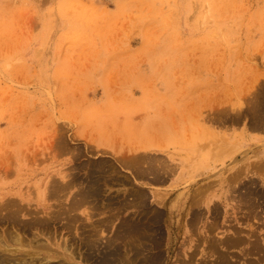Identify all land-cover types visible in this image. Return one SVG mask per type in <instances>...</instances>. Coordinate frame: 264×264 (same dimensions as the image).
Wrapping results in <instances>:
<instances>
[{
    "label": "rangeland",
    "instance_id": "374dc122",
    "mask_svg": "<svg viewBox=\"0 0 264 264\" xmlns=\"http://www.w3.org/2000/svg\"><path fill=\"white\" fill-rule=\"evenodd\" d=\"M263 159L264 0H0V259L95 264L154 210L157 264H211L234 228L264 245Z\"/></svg>",
    "mask_w": 264,
    "mask_h": 264
},
{
    "label": "bare ground",
    "instance_id": "6f19581e",
    "mask_svg": "<svg viewBox=\"0 0 264 264\" xmlns=\"http://www.w3.org/2000/svg\"><path fill=\"white\" fill-rule=\"evenodd\" d=\"M244 134V133H243ZM230 147V149H232V148H236V146H237V144H235V143H233V142H231V145H229ZM135 146L133 145V146H122L121 147V152H120V155H122L123 157H125V158H132V156H133V160H130V162H138L136 159H137V155H136V153H135ZM222 152V150L221 151H219L218 153L220 154ZM132 153V155H129V154H131ZM217 155V154H216ZM218 156V155H217ZM121 159L119 158V161H120ZM123 160H125V159H122L121 161H123ZM129 160V159H128ZM120 161V162H121ZM125 161H127V160H125ZM124 162V161H123ZM249 162L250 161H248V164H249ZM252 162V161H251ZM250 165V164H249ZM251 165H253V166H251ZM251 167L252 168H254V167H258V168H263L264 167V159L261 161L260 160V162H254L253 161V163H251ZM152 166V165H151ZM144 167H142V169H143ZM146 168V167H145ZM144 168V169H145ZM152 168V167H151ZM247 168H249V166L247 167ZM141 169V170H142ZM143 171H145L144 173H141V174H143V176H145V174H147V173H149L148 172V169H145V170H142L141 172H143ZM237 172V171H236ZM239 172V171H238ZM153 173V177H154V181H163V179H164V175H161L160 174V172L159 171H154V172H152ZM139 174H140V172H139ZM140 174V175H141ZM151 174V173H150ZM235 174V173H234ZM152 175V174H151ZM240 175V173H237L235 176H234V178H237L238 176ZM102 176V175H101ZM227 176H229V175H227ZM230 177V176H229ZM98 178V176L96 177V179ZM230 178H232V175H231V177ZM229 178V179H230ZM227 179V178H226ZM231 180H233V178L231 179ZM91 181V180H90ZM99 182H100V180H99ZM99 182L98 183H96L95 182V178L93 179V182H92V185L90 186V188L88 189V191L87 190H85V191H87V192H85L84 194H83V196H84V198H86L87 199V197L92 193V192H94L95 193V191L96 192H98V190L100 189H97V186H96V184L98 185L99 184ZM230 182V181H229ZM233 182V181H232ZM245 183V182H244ZM243 183V184H244ZM247 184V183H246ZM252 184V183H251ZM66 185V184H65ZM230 186V185H229ZM231 186H233L232 184H231ZM89 187V186H88ZM235 187V186H234ZM246 187L247 186H245V189H246ZM58 188V187H57ZM230 188H233V187H230ZM242 188V187H241ZM253 188V187H252ZM248 189H250V188H248ZM248 189H246V190H248ZM233 190V189H232ZM235 191H237L236 189H234ZM233 190V191H234ZM100 191V190H99ZM135 192V191H134ZM262 192V191H261ZM203 193V192H202ZM264 193V192H263ZM263 193L261 194V195H263ZM257 192L255 191V189H253V191H251V190H249V191H243V192H240L239 194H238V201H240L241 203L240 204H238V205H236V206H238V207H240V206H242V205H244L246 208H248V210L250 211V213H249V216H250V214H252V212H254V213H257V207H258V205L259 204H261V203H259V201L257 200L256 201V197L255 196H259L260 194H257ZM139 195H140V193H139ZM138 194H137V197L139 196ZM146 196L147 195H144L143 197H145V199H146ZM263 197H264V195H263ZM139 198H140V196H139ZM194 198V197H193ZM143 198H142V194H141V200H142ZM236 199V198H235ZM257 199H258V197H257ZM261 199H264V198H261ZM77 200H75V202H76ZM88 201V200H87ZM195 201V200H194ZM193 201V202H194ZM197 201V200H196ZM79 202V201H78ZM77 202V203H78ZM73 203V202H72ZM76 203V204H77ZM239 203V202H238ZM75 204V203H74ZM263 205V204H262ZM262 205H259V206H262ZM73 207H75L74 205H72ZM215 206V205H214ZM235 206V207H236ZM21 207V206H20ZM19 207V209L17 208V210H21V209H23L24 210V208L23 207H21L20 208ZM216 207V206H215ZM245 208V209H246ZM75 209V208H74ZM192 209V208H191ZM11 210H12V208H11ZM17 210H16V212H17ZM71 210H73V209H71ZM218 210V209H217ZM263 210H264V206H263ZM13 211V210H12ZM216 210H214V212H215ZM9 212H10V210H9ZM19 212V211H18ZM22 212V211H21ZM21 212H20V214H21ZM197 212V211H196ZM199 212V211H198ZM197 212V213H198ZM213 212V213H214ZM217 212V211H216ZM194 213H195V211H194ZM197 213H195V214H197ZM14 215V214H16V213H12L11 212V214L9 215L10 217H11V215ZM70 214V213H69ZM195 214H193V215H195ZM12 215V217H14ZM18 215H19V213H18ZM143 215H146L147 217H149V219H151L150 217H154V221L150 224V223H146V224H141V223H139V224H141V225H138V226H134V225H131V228H134V229H136L134 232H136V233H133V234H131L132 232H128V234L127 235H125L126 237H122V238H120V236H118L117 235V237L116 238H114V239H112V238H110L109 240H107V247H108V250H107V252L106 253H104V254H102L101 256H102V258L99 260V259H97L96 260V258H94V256H93V258H94V262H95V264H119V263H122L123 261L125 262V260H127V263H128V261H129V263L130 262H132L133 264L135 263V264H138V263H140V262H144L145 264H157L159 261L161 262V261H163L164 262V260H165V258L160 254V253H158L156 250L160 247V245H161V231L160 230H162L161 229V223H163L162 222V220H164L163 218V216H165L164 215V212H162V210L160 211V210H157V211H153V212H150V213H147V212H144L143 213ZM197 216H199L198 214H197ZM246 217H248L249 218V216L246 214L245 215ZM4 218V217H3ZM7 218V217H6ZM15 218V217H14ZM72 218H74L73 216H72ZM191 218V217H190ZM199 218V217H198ZM251 218V217H250ZM249 218V220H251ZM17 219V218H16ZM36 219H38L37 217H35V220ZM195 220H196V218H194ZM161 220V221H160ZM244 220H246V218L244 219ZM243 220V221H244ZM43 220H41V221H36V223L38 222V223H41ZM194 221V220H193ZM216 222V221H215ZM31 223H32V220H31ZM192 223V222H191ZM191 223H190V225H191ZM194 223V222H193ZM212 223V222H211ZM218 223V222H217ZM33 224H34V221H33ZM37 225V224H36ZM39 225V224H38ZM189 225V226H190ZM251 225V224H250ZM249 225V226H250ZM197 226V225H196ZM215 225H213V227H214ZM216 227V226H215ZM234 227H236V226H234ZM250 227H252V226H250ZM194 228H195V225H194ZM210 228V227H209ZM208 228V229H209ZM240 229H242L241 227H240ZM195 230V229H194ZM250 230V229H249ZM125 231H127L126 229H125ZM145 231V232H144ZM209 231H212V230H209ZM236 231V232H235ZM243 231V230H242ZM147 232H150V233H148V234H145V233H147ZM234 234H233V236H230V234L229 235H227V236H229V237H227L226 235V238H224V239H222V240H219L218 239V241L217 240H214V241H210L208 244V246H206V247H208L209 248V250L207 251L208 253H210V252H212L213 253V255L215 254V259H214V261L211 263V264H237L236 262L237 261H233V260H231L230 258H229V255H228V253H225V252H223L222 250L223 249H221L220 250V247H218V246H225V248H228V247H234V246H239V245H241V244H246V242L250 245L248 248H247V250H242V255H245L246 256V258L248 259H250V257H248L249 255H253V254H257V257H256V261H252V260H250V261H246L247 259L245 258V261H243V264H248V263H250V264H264V245H263V240L261 239V238H256L257 237V231H252L251 232V230L249 231V232H247V233H254L253 235L254 236H256V237H254L253 235H251L250 237H254V238H256V239H253V240H251V242H250V239H248L247 237V239H245V238H243V236H245V235H243L242 236V234H244V233H240L241 231H239V230H235V228H234ZM124 233H127V232H124ZM124 233H122L121 234V232H120V234L121 235H124ZM137 233H139V234H141V236H138L137 235ZM10 235V234H9ZM13 235V234H12ZM160 235V236H159ZM163 235V234H162ZM15 236V235H14ZM17 237H20V236H17ZM252 237V238H253ZM6 238V237H5ZM11 238V237H10ZM10 238H7V239H10ZM121 239V240H120ZM95 239H92L91 241H90V243H91V246H93L96 242H93ZM6 241V243H4V245L6 244V246L7 247H12V245L13 244H16V245H18V246H20V247H18V249H17V251H19V248L21 249V247L24 245V244H26L25 242H24V244L22 243V241L23 240H21L20 238H13V236H12V241H8V240H5ZM39 241V240H38ZM217 241V242H216ZM36 242V241H35ZM122 242H125L124 243V245H125V247L123 246V244H122ZM42 243V242H41ZM40 242H39V244H41ZM38 244V242H37V244H36V246L37 245H39ZM3 245V247L5 248L6 246H4ZM35 245V244H34ZM33 245V246H34ZM42 245V244H41ZM40 245V246H41ZM1 246V245H0ZM30 246H32V245H30ZM33 246H32V248H33ZM36 246H34V248L36 247ZM65 246H67L66 244H65ZM14 247H16V246H14ZM14 247H12L13 249H14ZM39 247V246H38ZM43 247V246H42ZM41 247V248H42ZM124 247V248H123ZM11 248V249H12ZM40 247H39V249L38 250H40L41 249ZM66 248V247H65ZM207 248V249H208ZM218 248H219V250H218ZM245 248V247H244ZM24 249H25V247H24ZM37 249V248H36ZM14 250H16V249H14ZM38 250H35V253H37L38 252ZM42 250H43V248H42ZM44 250H45V248H44ZM66 250V249H65ZM4 251H6V249L4 250ZM128 251V253H126V252ZM8 252V251H7ZM28 251H26V253H27ZM51 251H49L48 253H46V256H45V258H50V255H51V253H50ZM14 253H16V251L14 252ZM32 252H28L27 253V255H29V254H31ZM34 252L30 255L31 257V260H30V258L28 259H26L25 257L26 256H24V258H22V256L23 255H20V257H17L16 255H14V256H16V258L14 257L13 259H6L5 257L3 258V259H0V264H52V263H50V260L48 259L47 260V262L46 263H42L41 261L42 260H40V263H38L39 261H37L36 262V260L34 261V256H33V254H35ZM184 253L186 254V251H184ZM212 253L210 254V256L212 255ZM149 254V255H148ZM206 254V253H205ZM18 255V256H19ZM26 255V254H25ZM123 255H125L124 256V258L125 259H123ZM142 255H144V259H141V256ZM3 256V255H2ZM11 256V255H10ZM234 256V255H233ZM232 256V257H233ZM245 256H243V257H245ZM34 257V258H33ZM91 257V256H90ZM97 257V256H96ZM167 257V256H166ZM189 257H191V256H189ZM205 257V256H204ZM252 257H254V256H252ZM33 258V259H32ZM54 258V257H53ZM56 258V257H55ZM54 258V259H55ZM91 259V258H90ZM187 259H192V257L191 258H187ZM237 260H238V257L236 258ZM248 259V260H249ZM58 261V260H57ZM166 261V260H165ZM52 262H53V260H52ZM59 262V261H58ZM63 262V261H62ZM191 262V261H190ZM190 262H189V260H182L181 261V264H190ZM207 263H208V261H206ZM206 262H204V264L206 263ZM56 264H57V262H55ZM60 263H61V261H60ZM59 264V263H58ZM63 264H64V262H63ZM131 264V263H130ZM209 264V263H208Z\"/></svg>",
    "mask_w": 264,
    "mask_h": 264
}]
</instances>
